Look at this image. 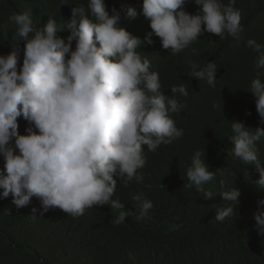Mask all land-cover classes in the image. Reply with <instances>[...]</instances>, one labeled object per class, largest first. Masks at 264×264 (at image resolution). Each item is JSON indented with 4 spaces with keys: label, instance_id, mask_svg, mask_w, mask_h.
I'll return each instance as SVG.
<instances>
[{
    "label": "clouds",
    "instance_id": "clouds-1",
    "mask_svg": "<svg viewBox=\"0 0 264 264\" xmlns=\"http://www.w3.org/2000/svg\"><path fill=\"white\" fill-rule=\"evenodd\" d=\"M187 3L143 0L142 13L152 29L143 40L120 26L119 11L113 8L110 14L105 0H88L87 7L73 6L66 28L51 17L41 28H35L31 9L9 17L16 25L13 47L10 53L0 55L3 198L11 195L20 208L36 197L44 212L59 208L73 216L94 205L124 208L119 200L111 199L118 180L125 187L133 179L142 182L138 170L146 163L143 146L155 151L183 135L169 113L181 107L174 94L188 95L183 84L171 87V97L161 91L159 74L149 71V60H142L137 48L153 43L154 34L162 47L175 55L205 32L221 38L226 32L239 38L243 31L236 0L227 4L223 0H195L200 6L196 14L185 10ZM137 15L135 8H128V17ZM64 31L70 32L67 42L58 35ZM21 40L25 42L23 49ZM246 46L257 54V77L250 92L258 114L264 117L260 72L264 69V45L249 39ZM190 69L189 77L206 80L215 88L217 67L213 62L203 68L192 63ZM21 116L28 124L25 134L19 132ZM262 138L264 128L252 131L243 121L231 122L228 140L234 145L233 154L246 165H256L260 178L253 182L260 188H264V162L257 144ZM202 156L200 151L193 154L187 178L189 186L207 199L212 192L203 186L215 173ZM246 179L251 178L247 175ZM219 194L224 201L233 202L218 211L215 219L223 221L233 215L241 191L234 186ZM135 199L141 201V216L153 207L140 195ZM259 203L264 205V201ZM131 214L120 211L111 222L119 225ZM254 218L259 234L264 235V211Z\"/></svg>",
    "mask_w": 264,
    "mask_h": 264
},
{
    "label": "trees",
    "instance_id": "trees-1",
    "mask_svg": "<svg viewBox=\"0 0 264 264\" xmlns=\"http://www.w3.org/2000/svg\"><path fill=\"white\" fill-rule=\"evenodd\" d=\"M105 3L110 14L113 8L119 11L120 26L132 35L143 40L152 31L150 20L142 13L143 0ZM87 4L88 0H0V55L13 47L16 25L9 20L13 13L31 9L37 29L50 17L66 28L71 8ZM130 7L137 10L135 18L127 16ZM199 7L195 0H188L185 10L196 14ZM235 8L241 12L239 38L226 32L223 38L205 32L173 55L153 34V43L137 48L142 60H149V71L159 74L161 91L171 97V87L183 84L188 95L174 94L181 107L169 113L183 135L155 151L143 146L146 163L138 170L142 182L133 179L125 187L118 180L111 199L119 200L124 208L94 205L73 216L59 208L44 212L36 197L18 208L11 195L2 197L0 188V264H264V235L259 234L254 218L264 211L259 203L264 201V188L253 182L260 178L256 165L236 158L228 140L232 121H243L252 131L264 128V117L258 114L250 92L257 77V54L246 46L249 39L264 45V0H236ZM69 34L58 33L65 42ZM24 43L20 41L21 49ZM209 62L217 67L215 88L187 75L190 64L203 68ZM22 63L23 51L18 66ZM260 72L264 82V69ZM18 124L20 134H25L27 121L21 116ZM257 147L264 162V138ZM196 151L203 153L202 159L215 173L203 186L212 192L207 199L189 186L187 178ZM4 164L0 156V169ZM234 186L241 191L239 204L233 205L232 216L218 221V211L233 203L224 201L219 193ZM137 195L153 205L143 216ZM120 211L132 214L115 225L111 221Z\"/></svg>",
    "mask_w": 264,
    "mask_h": 264
}]
</instances>
